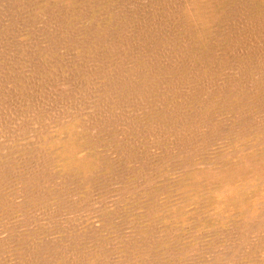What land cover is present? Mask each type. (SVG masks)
<instances>
[{
	"label": "rangeland",
	"instance_id": "374dc122",
	"mask_svg": "<svg viewBox=\"0 0 264 264\" xmlns=\"http://www.w3.org/2000/svg\"><path fill=\"white\" fill-rule=\"evenodd\" d=\"M183 1L0 0V204L10 205L0 207V232L8 233L0 264H264V223L257 233L247 230L246 209L233 202L212 222L210 182L185 202L195 187L185 171L222 154L215 167L236 164L223 152L228 142L239 145L232 136L238 122H255L260 132L240 144L247 146L242 156L259 152L264 1L208 0L197 36L182 21ZM61 119L77 126V156L97 162L85 180L47 162L36 138ZM252 192L245 207L254 223L264 216V188ZM241 237L243 251L225 263Z\"/></svg>",
	"mask_w": 264,
	"mask_h": 264
},
{
	"label": "bare ground",
	"instance_id": "6f19581e",
	"mask_svg": "<svg viewBox=\"0 0 264 264\" xmlns=\"http://www.w3.org/2000/svg\"><path fill=\"white\" fill-rule=\"evenodd\" d=\"M16 1V0H15ZM34 1V0H33ZM53 1V0H52ZM264 1V0H263ZM56 2V1H55ZM121 2V1H120ZM208 3V0H184L183 1V4L180 6L181 7V12H180V15L183 17L182 18V21H184L185 23L188 24L189 28L191 29L192 33L195 34V36H197L200 32H201V25L203 24V22H205L206 20H208L209 18V8L206 7V4ZM29 4V3H28ZM35 7V6H34ZM51 7V6H50ZM79 8V7H78ZM8 9V8H7ZM108 9V8H107ZM82 10V9H81ZM124 11V10H123ZM152 13V12H151ZM37 15V14H36ZM76 15V14H75ZM179 15V16H180ZM81 16V15H80ZM86 17V16H85ZM176 18V17H175ZM46 19V18H45ZM87 19V18H86ZM184 19V20H183ZM14 20V19H13ZM67 20V19H66ZM91 21V20H90ZM13 22V21H12ZM177 22V21H176ZM61 23V22H59ZM73 23V22H72ZM183 24V23H181ZM55 25V24H54ZM94 26V25H93ZM177 26V25H176ZM78 27V26H77ZM106 27V26H105ZM63 28V27H62ZM61 28V29H62ZM68 28V27H67ZM83 28V27H82ZM54 30V29H53ZM100 30V29H99ZM105 30V28H104ZM102 30L104 33L105 31ZM132 30V29H131ZM186 30V29H185ZM189 30V29H188ZM61 31V30H60ZM101 31V32H102ZM190 31V32H191ZM51 32V31H50ZM69 32V31H68ZM99 32V31H98ZM58 33V32H57ZM63 33V32H62ZM96 33V32H94ZM111 33V32H110ZM186 33V32H185ZM103 34V33H102ZM114 34V33H113ZM17 35V34H16ZM33 35V34H32ZM55 35V34H54ZM100 35V34H98ZM189 35V34H188ZM193 36V35H192ZM66 37V36H65ZM84 37V36H83ZM96 37V35L94 36ZM103 37V36H101ZM98 38V37H97ZM100 38V37H99ZM38 39V38H37ZM105 39V38H104ZM85 40V39H84ZM98 40V39H97ZM100 40H103V39H100ZM98 40V41H100ZM106 40V39H105ZM72 41V40H71ZM104 41V40H103ZM86 42V41H85ZM94 43V42H93ZM102 43V42H100ZM95 44V43H94ZM110 44V42H109ZM123 44V43H122ZM90 45V44H89ZM106 45V44H105ZM95 46H97L95 44ZM111 46V45H110ZM115 46V45H114ZM102 47V46H101ZM107 47V46H105ZM91 48V47H90ZM111 48V47H110ZM15 49V48H14ZM96 49V48H95ZM108 49V48H107ZM90 50V49H89ZM99 51V50H98ZM108 51V50H107ZM110 52V51H109ZM94 55V54H93ZM100 55V54H99ZM33 59V58H32ZM38 59V58H37ZM22 60V59H21ZM103 98V97H102ZM166 99V98H165ZM131 100V99H130ZM164 100V99H163ZM203 100V99H202ZM110 103V102H109ZM164 110V109H163ZM264 112V110H263ZM101 113V112H100ZM204 113V112H203ZM98 114V113H97ZM184 114V113H183ZM194 114V113H193ZM195 116V115H194ZM198 116V115H196ZM191 117V116H190ZM201 117V116H200ZM198 118V117H197ZM196 118V119H197ZM105 119V118H104ZM192 120V118H190ZM195 119V118H194ZM203 119V118H201ZM207 120V119H206ZM236 120V118H235ZM239 120V119H238ZM244 120V119H243ZM249 120V119H248ZM254 120V119H253ZM193 121V120H192ZM198 121V119H197ZM196 121V122H197ZM202 121H205V120H202ZM240 121V120H239ZM178 122V121H177ZM188 125L190 123H192L190 120L187 121ZM195 122V123H196ZM200 122V121H199ZM245 122V121H244ZM252 122V121H250ZM255 122H252V123H249L248 122L246 123H240L238 122V126L235 127V130H236V134L235 135H232L233 136V139L236 138L235 140H239V145L237 146L236 149H234V140H233V143L231 144L230 142H228L227 144L231 147L230 150H227L225 149L224 150V155H229V156H233V157H236L237 161H236V164L233 165V166H230L229 164H225L224 166L223 165H220L222 166L221 168H217L215 167L214 165L217 163V161L221 158V160H223V154L221 155V157H217L216 159L212 160L211 162H209L206 166L202 165V168H199V166L197 168H194V169H189V171H185V175L187 178H190L191 181H194L195 183V187H192L194 189V192H191V194H189L188 197L185 198V202H188V201H193V200H197V196H198V192H196V189L198 187V184H207L208 182H210V185L207 189V193H210V196L209 198H205V201L207 202V206L208 208L206 207V209L208 211H210V214L209 216H213L212 219V222H214L216 219H218L220 217V214H221V208L224 207V203H231L233 202V204H235V206H238L239 207V210H244L246 209L244 213H246V220L247 223L245 222V224H247L246 228L247 230H254L256 233L257 231L259 232L260 230V227L263 226V223H264V216L263 217H259L261 219H259V221H256L254 223H252L253 221L256 220V218H254V220L252 221L251 219V213L253 211H250L251 208L247 209V207H245L246 204H249V201L254 198V196H256L257 194H255L254 192L252 191H255L257 190V188H261L263 189L264 188V152L261 151L264 150L262 148V144L264 145V136L262 135L261 137H259V139H257V144L254 145L253 148H257L256 150H258L259 152L254 154V153H251V156L250 157H247L246 155L245 156H242L244 154H248V153H242V152H246L247 150V146L242 147L240 146V144H242L243 142H246L247 140L251 139L253 136H256L257 134H260V132H258V126H255V125H252L254 124ZM178 124V123H177ZM184 124V123H183ZM264 124V123H263ZM262 124V125H263ZM183 126V125H182ZM186 126V125H185ZM190 127L192 126L193 128H195L193 125H189ZM196 126V125H195ZM160 127V126H159ZM158 127V128H159ZM188 127V126H186ZM263 127V126H262ZM51 130L49 131V127L47 128L48 131H41V134L40 136H36L39 137L37 138V140L39 139L40 140V146H43L44 149H45V160H48L52 163H54L55 165H57L58 167L56 169H60L61 170H64L63 172H65V169H67L68 171L70 170H75L76 173L74 174H77V176L82 179V180H85L87 178V176L89 177L90 175H92L95 171V169H97V162H94L92 161L91 159H89L88 157H85V156H81V157H78L77 156V151H79V148L81 145L80 141H78L75 136H76V129H77V126L76 124L74 123V121H69V120H65V119H61L59 120L58 123L54 124V127H51ZM181 128V127H180ZM184 128V127H183ZM189 128V127H188ZM200 128V127H199ZM157 129V128H156ZM173 129V128H172ZM260 129V128H259ZM262 129V128H261ZM45 130V129H44ZM195 130V129H193ZM159 131V130H158ZM192 131V129H191ZM199 131V130H198ZM197 132V131H196ZM224 132V131H223ZM257 132V133H256ZM264 132V131H263ZM16 134V133H15ZM263 134V133H261ZM38 135V133H37ZM226 135V134H225ZM225 137V136H224ZM197 138V137H196ZM230 138V137H228ZM227 140V139H225ZM259 141V142H258ZM37 142V141H36ZM250 142V141H249ZM30 143V142H29ZM237 143V142H236ZM33 144V143H32ZM37 144V143H36ZM180 144V143H179ZM249 144V143H248ZM39 145V144H38ZM194 145V144H193ZM226 145V144H225ZM236 145V144H235ZM260 145V146H259ZM34 146H36L34 144ZM180 146V145H179ZM190 146L193 148V146L190 144ZM197 146V145H196ZM29 147V145H28ZM206 147V146H205ZM264 147V146H263ZM40 148V147H39ZM42 148V147H41ZM83 148V147H82ZM82 148H81V151H82ZM166 148V147H165ZM191 149V148H190ZM188 149V150H190ZM251 149V148H250ZM35 150V149H34ZM184 150V149H183ZM196 150V149H195ZM39 151V149H38ZM178 151V150H177ZM192 150L189 151V155H190V160L192 159V154L190 153ZM41 152V151H40ZM163 152V151H162ZM172 152V151H171ZM195 152V151H194ZM193 152V153H194ZM183 153V152H182ZM185 153V152H184ZM186 153H187V150H186ZM185 153V154H186ZM196 153V152H195ZM42 154V153H41ZM185 154H184V157H185ZM44 155V154H43ZM187 155V154H186ZM80 156V154H79ZM42 157V156H40ZM188 157V156H187ZM197 157V155H196ZM215 158V157H214ZM42 159V158H41ZM186 159V158H185ZM246 159L248 160V164H246ZM43 160V159H42ZM44 161V160H43ZM165 161V160H164ZM45 162V161H44ZM205 162V161H204ZM219 162V161H218ZM187 162H185V165H186ZM191 163V162H190ZM51 164V163H50ZM14 165V164H13ZM53 164H51L52 166ZM200 165V164H199ZM37 166H40V165H37ZM42 166V165H41ZM44 166V165H43ZM42 166V167H43ZM50 165H48L49 167ZM50 166V167H51ZM204 166V167H203ZM55 167V166H54ZM53 167V168H54ZM211 167V168H210ZM52 169V168H51ZM120 169V168H119ZM100 170V169H99ZM11 171V170H10ZM74 171V172H75ZM8 172V171H7ZM13 172V171H12ZM17 172V171H16ZM45 172V171H43ZM54 172V171H53ZM96 172V171H95ZM49 173V172H48ZM62 173V172H61ZM66 173V172H65ZM63 173V174H65ZM11 174V173H10ZM31 174V173H30ZM56 174V172L54 173ZM72 174V172H71ZM103 174V173H102ZM218 174V176H217ZM57 175H58V172H57ZM60 177H61V174H59ZM58 175V176H59ZM100 175V173H99ZM184 175V176H185ZM15 176V175H14ZM34 176V175H33ZM41 176V175H40ZM50 176V175H49ZM55 176V175H54ZM57 176V177H58ZM65 176V175H64ZM75 176V177H77ZM32 177V176H30ZM118 177V176H117ZM35 178V177H34ZM78 178V179H79ZM4 179V178H3ZM71 179V178H70ZM74 179V176L73 178ZM27 180V179H25ZM35 180V179H34ZM58 180V179H57ZM4 181V180H3ZM38 181V180H37ZM180 182V181H179ZM0 185H2V180L0 178ZM36 183V182H35ZM181 184V183H180ZM80 185V184H79ZM43 186V185H42ZM207 187V186H206ZM1 189V188H0ZM34 189V188H33ZM39 190V189H38ZM41 190V189H40ZM57 190V188H56ZM188 190H192L191 188L188 189ZM202 190V189H200ZM45 191V190H44ZM203 191V190H202ZM201 191V192H202ZM204 192V191H203ZM14 193V192H13ZM1 194V192H0ZM12 194V193H11ZM202 194V193H201ZM2 195H4V193H2ZM186 195V194H185ZM229 196L231 200L225 198L226 196ZM253 195V196H252ZM38 196V195H37ZM184 196V195H183ZM5 197V196H4ZM119 197V196H118ZM203 197V196H202ZM205 197V196H204ZM203 197V198H204ZM207 197V196H206ZM16 198V197H15ZM41 198V197H40ZM2 200V198H0ZM8 200V199H7ZM7 200L5 199L2 203L3 204H0V207L4 208L7 206H10L8 203H7ZM29 200V199H28ZM6 201V202H5ZM256 201V200H255ZM10 202V201H9ZM179 202V201H178ZM11 203V202H10ZM254 203V202H253ZM263 204V207H264V201L263 202H260ZM12 204V203H11ZM182 204V203H181ZM180 204V205H181ZM96 205V204H95ZM190 205V204H188ZM24 206V205H23ZM183 206V205H182ZM255 206V205H253ZM73 207V206H72ZM78 207V206H76ZM179 207V206H178ZM184 207V206H183ZM252 207V206H251ZM261 207V206H260ZM1 208V209H2ZM114 208V207H113ZM0 209V210H1ZM15 209V208H14ZM162 209V208H161ZM167 209V208H166ZM182 208H176L175 211H181ZM188 209V208H187ZM8 210V209H7ZM12 210V209H11ZM80 210V209H79ZM158 210V209H157ZM163 210V209H162ZM185 210V209H184ZM98 211V210H97ZM3 211H1L2 213ZM5 212H6V209H5ZM148 212V211H147ZM172 212V211H171ZM256 212V210L254 211ZM4 213V212H3ZM2 213V214H3ZM71 213V212H70ZM170 213V212H168ZM184 213V212H183ZM181 213V214H183ZM186 213V212H185ZM234 213V212H233ZM21 214V213H20ZM19 214V215H20ZM161 214V213H160ZM243 214V213H242ZM5 215V214H4ZM155 215V214H153ZM152 215V216H153ZM159 215V213L157 214ZM164 215V214H163ZM251 215V216H250ZM73 216V215H72ZM156 216V215H155ZM165 216V215H164ZM173 216H176L173 214ZM186 216V215H185ZM208 216V215H207ZM210 216V217H211ZM254 216V215H253ZM252 216V217H253ZM261 216V215H260ZM11 217V216H9ZM8 217V218H9ZM25 217V216H24ZM65 217V216H64ZM167 217V216H165ZM206 217V216H205ZM204 217V218H205ZM222 217V216H221ZM255 217V216H254ZM258 217V216H257ZM1 218V216H0ZM27 218V217H26ZM33 218V217H32ZM162 218V217H161ZM198 218V217H197ZM196 218V219H197ZM204 218L202 220H204ZM207 218V217H206ZM235 218V217H234ZM10 219V218H9ZM157 219V218H155ZM213 219H215L213 221ZM13 219H11L12 221ZM56 220V219H55ZM170 220V219H169ZM177 220V219H176ZM206 222H209L210 221H207L208 219H205ZM204 220V221H205ZM17 221V220H16ZM22 221V220H21ZM165 221V220H164ZM180 221V220H179ZM218 221V220H217ZM4 222V221H3ZM1 222V223H3ZM10 222V221H9ZM167 222V221H166ZM171 222V221H170ZM170 225L171 226V224ZM196 222H199V221H196ZM212 222H211V225H212ZM219 222V221H218ZM223 222V221H222ZM11 223V222H10ZM168 223V222H167ZM183 223V222H181ZM203 223V222H202ZM201 223V225H202ZM29 224V223H28ZM177 224H178V221H177ZM185 224V223H184ZM200 224V223H199ZM207 224V223H206ZM224 224V223H223ZM240 224V223H239ZM152 225V224H151ZM162 225H163V222H162ZM182 225V224H181ZM191 225V224H190ZM205 225V224H204ZM228 225V224H226ZM140 226V225H139ZM175 226V225H174ZM173 226V227H174ZM186 226V225H184ZM207 226V225H206ZM1 227V226H0ZM4 227V226H3ZM138 227V226H137ZM177 227V226H176ZM175 227V228H176ZM181 228L183 226H180ZM196 227V226H195ZM148 228V227H147ZM164 228V227H163ZM1 229V228H0ZM173 229V228H172ZM178 229V228H176ZM175 229V230H176ZM227 229V228H226ZM6 230V229H5ZM162 230V229H161ZM159 230V231H161ZM171 230V228H170ZM183 230V229H182ZM186 230V229H185ZM200 230V229H199ZM9 231V230H8ZM162 231H165L164 229ZM161 231V232H162ZM167 231V230H166ZM181 231V230H180ZM179 231V232H180ZM228 231V230H227ZM233 231V229H232ZM168 232V231H167ZM173 232V231H172ZM177 232V231H176ZM175 232V234H176ZM254 232V233H255ZM169 233H171L169 231ZM252 233V232H251ZM250 233V234H251ZM8 233L5 231L4 232H0V242H2L4 236H6ZM104 234V233H103ZM149 234V233H148ZM163 234H165V232H163ZM168 234V233H167ZM166 234V235H167ZM174 234V232H173ZM172 234V235H173ZM203 234V233H201ZM227 234V233H226ZM234 234V233H233ZM21 235V234H20ZM134 235V234H132ZM229 235V234H228ZM248 235V233H247ZM255 235V234H254ZM259 235V234H258ZM8 236V235H7ZM6 236V237H7ZM227 237V235H225ZM150 237V236H149ZM164 237V236H163ZM171 237V236H169ZM168 237V238H169ZM229 237V236H228ZM258 237V236H257ZM263 237V236H262ZM137 238V237H136ZM146 238V237H145ZM242 238V237H241ZM19 239V238H18ZM72 240V238H70ZM164 239V238H163ZM172 239V238H171ZM177 239V237L175 238ZM196 239V238H195ZM240 239V238H239ZM247 239V237H246ZM244 237L242 238L241 241H237L239 243H237L236 245H234L232 249L229 250V252L227 251V254L225 256V263L226 261L231 263V260L234 256H236L235 254H238L237 252L239 251H243V245L244 243L246 242V240ZM263 239V238H262ZM6 240V239H4ZM16 241V239H14ZM126 240V239H125ZM251 240V239H250ZM98 242V240H96ZM121 241V240H120ZM134 241V240H133ZM147 241V240H146ZM176 241V240H175ZM245 241V242H244ZM248 241V240H247ZM122 242V241H121ZM145 242V241H144ZM165 242V241H164ZM185 242V241H184ZM225 242V241H224ZM103 243V242H102ZM130 243V242H129ZM162 243V242H160ZM166 244H168L167 242H165ZM215 243V242H214ZM96 244V245H95ZM116 244V243H115ZM127 244V243H126ZM145 244V243H144ZM188 244V243H187ZM194 244V243H193ZM247 244V243H246ZM259 246H260V249H261V246H263L264 242L260 241V243H258ZM111 245V244H110ZM165 245V244H164ZM250 245V244H249ZM9 246V245H8ZM101 244L100 243H93V252H96V255L99 254L100 258L102 260H104L103 256H106V253L101 251L100 250V247ZM117 246V244H116ZM122 246V244H121ZM135 246V245H134ZM139 246V245H138ZM147 246V244H146ZM163 246V245H162ZM197 246V245H196ZM243 246V247H242ZM1 247L4 248V247H7V246H2L1 244ZM110 247V246H109ZM151 247V246H150ZM258 247V246H257ZM25 248V247H24ZM58 248V247H57ZM108 248V247H107ZM123 248V247H121ZM120 248V249H121ZM125 248V247H124ZM123 248V250H125ZM148 248V247H147ZM228 248V247H227ZM231 248V247H230ZM55 249V248H54ZM62 249V248H61ZM102 249V248H101ZM110 249V248H109ZM118 249V250H120ZM138 249V248H137ZM140 249V248H139ZM206 249V248H205ZM245 249V248H244ZM255 249V248H254ZM2 249L0 248V251ZM60 250V248L58 249V251ZM64 250V249H62ZM91 250V248H90ZM246 250V249H245ZM109 251H112V250H108L107 254L109 253ZM151 251V250H150ZM222 251V250H221ZM26 252V251H25ZM52 252L55 254V251L52 250ZM141 252V251H140ZM189 252V250H188ZM220 252V251H219ZM4 253V251H3ZM62 253V252H61ZM81 253V251L79 252ZM90 253V252H89ZM112 253V252H111ZM138 253V252H137ZM190 253V252H189ZM201 253V252H200ZM204 253V252H203ZM241 253V252H240ZM253 253V252H252ZM11 254V253H10ZM19 254V253H18ZM85 254V253H83ZM88 254V253H86ZM91 254V253H90ZM219 254V253H217ZM222 254V253H221ZM251 254V253H249ZM50 255V254H49ZM58 255H59V252H58ZM81 255V254H80ZM122 255V254H120ZM129 255V254H128ZM149 255V254H148ZM246 255V254H245ZM25 256V255H24ZM84 256V255H83ZM99 256L98 257H95L94 255V260L95 261H99ZM127 256V255H126ZM217 256V255H216ZM224 256V255H223ZM57 258V256H55ZM59 257V256H58ZM64 257V256H63ZM61 256V258H63ZM214 257V256H213ZM15 258V257H13ZM81 258V257H80ZM111 257H109L110 259ZM132 258V257H130ZM217 259V257H215ZM227 258V259H226ZM11 259V258H10ZM20 259V258H18ZM79 259V257L77 258ZM76 259V260H77ZM92 258H89L88 259V262H85V263H81V264H94V261L91 260ZM125 259H128V258H125ZM124 259V260H125ZM211 259V258H210ZM214 259V258H213ZM219 259L221 260V258L219 257ZM218 259V260H219ZM223 259V258H222ZM254 259V258H253ZM27 260V259H25ZM71 260V259H70ZM75 260V261H76ZM83 260V258H82ZM81 260V261H82ZM121 260V259H120ZM133 260V261H132ZM131 260V263L130 262H126V261H123V264H132L134 263V259ZM136 260V259H135ZM140 260V258L138 259ZM170 260V259H169ZM172 260V259H171ZM212 260V259H211ZM210 260V262H211ZM219 260V261H220ZM262 260V259H261ZM46 261V260H45ZM80 260H78L75 264H79ZM107 261V260H106ZM115 261V260H114ZM113 261V262H114ZM119 261V260H117ZM130 261V260H129ZM142 261V259H141ZM208 261V260H207ZM263 261V260H262ZM51 262V261H49ZM60 262V261H59ZM63 262V261H62ZM102 262V261H101ZM99 262V263H101ZM174 262V261H173ZM213 262V261H212ZM216 260H215V264H216ZM260 262V261H259ZM11 263V262H10ZM25 263V262H24ZM97 262V264H99ZM112 262H110L111 264ZM122 263V262H121ZM120 263V264H121ZM136 263V262H135ZM142 263V262H141ZM219 263V262H218ZM14 264H17L16 261H14ZM19 264V262H18ZM23 264V263H22ZM60 264V263H59ZM65 264H67L65 262ZM71 264V263H70ZM96 264V263H95ZM107 264V263H106ZM119 264V263H117ZM138 264V263H136ZM140 264V263H139ZM214 264V263H212ZM252 264V263H251Z\"/></svg>",
	"mask_w": 264,
	"mask_h": 264
}]
</instances>
